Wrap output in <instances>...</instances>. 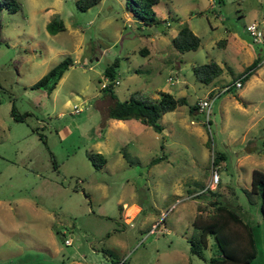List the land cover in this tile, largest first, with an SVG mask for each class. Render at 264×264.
Here are the masks:
<instances>
[{
  "label": "rangeland",
  "instance_id": "1",
  "mask_svg": "<svg viewBox=\"0 0 264 264\" xmlns=\"http://www.w3.org/2000/svg\"><path fill=\"white\" fill-rule=\"evenodd\" d=\"M18 2L0 10V264H207L218 251L213 235L204 257L190 252L187 238L196 205L206 216L213 199L252 227L253 263L264 264L259 198L246 193L252 169L264 171V50L246 30L254 20L264 32V0H159L152 24L126 0L84 9L77 0ZM55 15L65 28L50 33ZM181 25L200 37L196 49L172 46ZM257 55L259 66L233 86ZM66 56L73 63L51 92L31 88ZM115 58L116 98L160 90L186 97L161 115V130L105 117L112 98L100 84ZM211 59L222 72L205 83L192 65ZM207 95L214 97L208 119L191 108ZM13 103L27 112L23 120L13 118ZM88 151L106 162L95 167ZM218 152L225 158L214 165Z\"/></svg>",
  "mask_w": 264,
  "mask_h": 264
},
{
  "label": "trees",
  "instance_id": "2",
  "mask_svg": "<svg viewBox=\"0 0 264 264\" xmlns=\"http://www.w3.org/2000/svg\"><path fill=\"white\" fill-rule=\"evenodd\" d=\"M99 0H77V5L84 9L94 5ZM159 0H126V8L129 9L135 17L145 24L156 22L157 15L154 10V5ZM5 6L9 10L14 11L20 7L18 0H1L0 10ZM65 28L63 19L55 15L46 23V29L50 33ZM200 43V37L188 26L181 25L177 33L172 36V46L181 52L196 49ZM73 63L70 56H66L49 68L40 78H38L30 86L31 88H44L51 92L64 71ZM260 56H256L252 62L244 69L238 78L244 82L250 74L259 66ZM118 65V60L115 58L103 70L104 77L110 80L115 78V67ZM192 71L195 76L202 82L208 83L222 72V66L214 59L207 62L195 63L192 65ZM236 80V79H235ZM234 80V81H235ZM229 87L224 91L232 88ZM112 84L109 83L103 87L105 93H108L112 98L105 110V117L116 119L136 118L143 124L152 126L156 130L162 129V124L159 122L161 115L169 110L175 109L178 105L187 102L184 95L176 96L169 90H160L159 97L153 96L150 92H133L128 98L120 100L115 97ZM197 105H192L191 108H196ZM11 114L16 120H23L27 112H19L13 103L11 106ZM43 136L42 134L40 135ZM88 158L92 161L95 167H101L106 162V157L101 152H86ZM127 156L126 153H124ZM218 158H225L224 153L218 152L213 159L215 165ZM51 159L56 165L54 154L51 153ZM160 156L152 159V162L158 161ZM203 192V191H202ZM197 195H201V193ZM247 194H257L259 198V208L264 221V171L258 168H253L251 171V186L246 189ZM212 209L206 216L201 215V206L197 205V213L192 220V226L195 229L194 234L187 238L189 250L191 253L204 257L203 249L208 245V236L213 235L218 251L222 254L219 256H210L206 259L207 264H254L253 260L256 257L257 249L252 227L246 223L235 208L230 207L226 203L218 200H211ZM121 264H125L122 261Z\"/></svg>",
  "mask_w": 264,
  "mask_h": 264
},
{
  "label": "built area",
  "instance_id": "3",
  "mask_svg": "<svg viewBox=\"0 0 264 264\" xmlns=\"http://www.w3.org/2000/svg\"><path fill=\"white\" fill-rule=\"evenodd\" d=\"M262 22L264 23V18L262 20ZM169 23V21H167V24ZM260 23H258L257 21H251L246 25V30L249 32L250 36H251V40L254 43H257L259 45H261V48L264 50V32H262L259 28ZM168 80L173 83L174 79L172 78V75L168 76ZM109 83H111L112 85L118 83L117 79H113L110 80L108 77H105L104 80L101 82V87H105L107 86ZM230 84H226L224 86V89H227L229 87ZM233 86H235L236 88L241 87L242 86V80L241 78H237L234 82H233ZM214 97H210V96H204V97H200L197 101V111L202 112L206 115V119L209 118V114H210V110H211V106H212V102H213ZM74 111L75 112H79L81 111V108L77 105L74 104L73 106ZM219 180V174L217 170H214L212 172L211 175V183L212 185H214L215 183H217ZM72 241L71 237L66 238L65 242L66 243H70Z\"/></svg>",
  "mask_w": 264,
  "mask_h": 264
},
{
  "label": "crops",
  "instance_id": "4",
  "mask_svg": "<svg viewBox=\"0 0 264 264\" xmlns=\"http://www.w3.org/2000/svg\"><path fill=\"white\" fill-rule=\"evenodd\" d=\"M168 25H170V22L168 23ZM179 28H180V26L177 28V31H178ZM177 31H176V32H177ZM173 36H174V35H173ZM195 193H197V192H193V193H190V194H188V195H189V196H193ZM199 203H200V202H199ZM199 203H198V204H199ZM198 204H197V205H198ZM197 205H196V211H195L194 215H193V216L191 217V219H190L191 224H192V220H193L195 214L197 213ZM127 206L129 207V205H127ZM127 206L124 207V205L122 204V208L124 209V218L126 219V221H128L127 219H129V218L131 219V218H132V217H130V216H126V215H125V210L128 208ZM133 206H135V207L137 208V211H138L139 208H140L138 205H133ZM137 211H136V212H137ZM132 216H133V215H132ZM221 255H222V254H221L219 251H217V252L214 254V256H219V257H221ZM212 256H213V255H212Z\"/></svg>",
  "mask_w": 264,
  "mask_h": 264
}]
</instances>
